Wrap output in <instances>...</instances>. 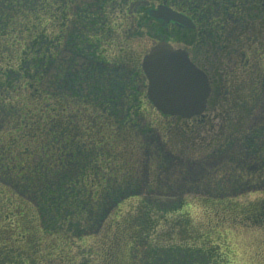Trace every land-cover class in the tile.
<instances>
[{
	"label": "trees",
	"instance_id": "16d2710c",
	"mask_svg": "<svg viewBox=\"0 0 264 264\" xmlns=\"http://www.w3.org/2000/svg\"><path fill=\"white\" fill-rule=\"evenodd\" d=\"M90 1L0 0V264H225L204 232L209 223L193 220L190 204L167 194L171 182L157 174L164 154L149 139L155 122L140 58L129 56L128 32L109 21L114 0ZM160 1L200 19L197 30L176 33L141 6L129 16L128 5L131 31L201 47L215 86L225 70L232 79L231 108L257 109L264 0ZM231 65L243 76L230 78ZM238 117L219 120L228 127L221 139L245 142ZM170 120L159 132L182 141L183 121ZM252 131L247 149L264 159V120ZM230 200L216 216L241 212Z\"/></svg>",
	"mask_w": 264,
	"mask_h": 264
},
{
	"label": "rangeland",
	"instance_id": "374dc122",
	"mask_svg": "<svg viewBox=\"0 0 264 264\" xmlns=\"http://www.w3.org/2000/svg\"><path fill=\"white\" fill-rule=\"evenodd\" d=\"M110 13L111 11H109L108 17H110ZM147 38L144 37L142 41L135 43L133 48L136 54H146L155 44L147 41ZM176 47L180 48L181 46ZM227 55L225 54L223 58L226 63L232 59ZM225 56L228 57V60ZM229 69H232V74H234L229 76L230 78L243 76L235 65H231ZM257 107L253 113H245L239 117L240 129L245 131V142L239 141L238 143L222 145L215 150V154L202 153V157L206 159L203 164H199L194 158L188 157L187 149L177 148L175 144L169 146L170 149L166 147L158 132L154 131L149 136L150 141L155 140L153 149L161 158L164 154L165 161L159 164L158 172L157 166H155L157 161L152 162V167L156 168V172L159 177H162V181L170 180L172 189L168 190L167 194L187 201L190 204L189 213L193 220L210 224H204L208 227L204 232L210 238L213 248L224 257L225 264H264V224L244 221L241 216L235 217V219L228 218V215L223 217L222 213H219L220 216H216L209 211V208L212 210L213 204H219L222 198L252 207H260V203L264 200V159L251 156L250 149L248 150V146H246L251 144V134L254 133L252 130H255L256 126L264 120V100ZM215 117L210 116V123L217 125L219 121ZM234 121H236L235 117ZM193 135L197 134L188 131L184 137L193 138ZM201 138L202 135H198L197 139L194 138L195 142L199 143ZM147 145H151L149 140ZM141 170L139 172L140 177L147 176L148 171L145 164H142ZM210 170L216 172L219 170L218 173L221 176L217 180L220 181L218 186L222 190L220 194L211 193L214 189H218L217 185H203L201 182L207 171ZM227 178H234V180L228 182ZM164 186L165 184H163Z\"/></svg>",
	"mask_w": 264,
	"mask_h": 264
},
{
	"label": "flooded vegetation",
	"instance_id": "af4514ba",
	"mask_svg": "<svg viewBox=\"0 0 264 264\" xmlns=\"http://www.w3.org/2000/svg\"><path fill=\"white\" fill-rule=\"evenodd\" d=\"M80 2L77 4H79L78 6H80V4H82V1L84 0H79ZM86 1V0H85ZM110 0H92L90 1L91 3V7L93 8H97V4L100 3H109ZM135 1H142V0H114L112 2L113 6H115L114 8H112L110 11V15L111 17H109V21L110 23H112L114 26H116V32L115 33H123V32H128L129 34V42L131 43L130 46H132V53L129 55L132 57V60L135 59L136 57L140 58V67L142 70V74L144 76L145 79V87L143 89V93L145 94L146 100L150 105V114H151V118H152V122L154 121L155 123H152V133L158 132L159 135L162 137L164 144L166 145V147L169 148V146L171 145H176L177 148L182 147L183 149H187V153L189 154L188 157L190 158H194L196 160V162H198L199 164H203L206 162V159L204 157H202V153L207 152V153H212L215 154V150L218 149V147L220 146H225L226 144H232V143H238V141L236 140H229V139H221V137H226V131L228 129V127L226 125H222L221 123H218L217 125H214L212 123H210V116H216L215 118L217 119V121H219L220 119H222V117L224 115H231V114H236L239 117L241 115H245V110L244 109H234L231 108V105L233 106V101H231L232 99V94H229L226 92L227 89H229V85L227 84H231V79L229 78H224L225 74H227V70L223 71L220 73L221 69L219 67H216L214 70L220 74L223 75V78L219 79L216 86H215V81L213 83L212 80V72H211V66L207 67V63L206 65H203V63H205V61L202 59L205 58L206 56L209 57V55H207V53L204 52V50L199 47V46H193L194 44H188L187 40H182L181 42H179L178 40H172L174 39V37L172 35H169L168 38H166L165 36H159L157 38L155 37H151V35L147 34L146 32H140V33H133L131 31V27H133V24L131 23V19L128 16H124L123 12V7H128L129 4H131V2H135ZM76 2V0H75ZM122 2V5H121ZM146 3H144V6H141V2L137 3V5L134 7L133 5H129L131 6V8L134 7V9L131 11L132 14H130L129 16L135 15L137 13L138 8L144 7L146 9V15L147 17L151 18L152 20H155L156 22H159L162 26L169 27V28H175V32L177 33V30H181V31H195L197 30L198 27V21H200V19L198 20L196 18V16H191L188 13H186L185 11H182L180 9H176L171 5H168L165 2H162L160 0H152L150 3H148L147 1H145ZM156 2V3H155ZM160 4L163 5H167L171 8H173L174 10L183 13L184 15H186L189 19H191V21L194 24V28L193 29H189L187 27L181 26L175 22H169V23H165L163 20L160 19H156L154 17H152L151 15V11L156 8V6H158ZM115 10V11H113ZM129 26V31H126L127 27ZM144 37H148L147 41L149 42H154L156 43L157 41H168L170 42L174 48H177L176 46H181L180 49L185 50L188 53V56L190 58V60L199 68L201 69L208 77L209 79V83L211 86V93L209 95V98L207 100V104H206V108L204 110V112L202 114H200L199 116H196L192 119L189 120H185L179 117H173V116H168V115H164L163 113L159 112L149 101L148 96H147V88H148V80L147 77L142 69V57L144 56V54L140 55V54H136L135 49L133 48V46H135V43H137L138 41H142L144 39ZM169 37H171L169 39ZM116 42H122L119 38H116ZM111 52L118 50L116 47H114L113 43H111ZM204 53L206 55H204ZM224 58V55L223 57ZM222 64L224 66L227 65L230 61H227V63L224 61V59H222ZM218 64H221L220 62H218ZM211 65V64H209ZM239 69V68H238ZM213 70V71H214ZM214 71V72H215ZM215 72V73H216ZM225 79V80H224ZM217 81V80H216ZM224 99L226 100V103H224ZM233 100V99H232ZM232 102V103H231ZM234 109V110H232ZM250 111V110H249ZM248 111V112H249ZM251 113V111L249 112ZM253 113V111H252ZM238 117V118H239ZM170 119H179L180 121H183V123H181L178 127L179 131H180V135L182 137V141L180 140H173V139H165L162 134L159 132L158 127H162V124L170 122ZM240 124L239 123V128H240ZM202 127V128H201ZM201 128V129H200ZM205 129V130H204ZM188 131H193L194 133H196L197 135H193L192 137H184V134H188ZM206 131L207 134L205 133ZM241 132H243V135L245 137V131L241 128L240 129V135L242 136ZM204 133V134H203ZM198 135H202V138L200 140L199 143L195 142V139H197ZM243 137V139H244ZM191 140V141H190ZM155 140H153L154 143ZM189 143L192 142V146H188L185 143ZM242 142V140L240 141ZM244 142V141H243ZM197 143V144H196ZM250 147L251 145L248 144ZM170 149V148H169ZM215 152V153H214ZM191 154V155H190ZM194 162V161H193ZM219 171V170H218ZM218 171H214V170H210L207 171L206 175L203 177V180L201 181L204 184H211V185H217L218 189H214L212 192H214L215 194H220L221 193V188L218 186V184L220 183L218 179V177L220 178V173H218ZM224 171V169H223ZM222 173V172H221ZM228 182H231L232 178H227L226 179ZM213 189V187H212ZM227 194V193H226ZM223 199V198H222ZM221 199V200H222ZM239 204V202H237ZM218 205L216 203L213 204L212 211L211 213H213L214 215H216L218 212H214L213 210L215 209V206ZM241 206V208H243L241 210V212L236 213L235 215L231 216L232 218H230V215L233 214L231 213H227L225 215V212L223 213V217H227L230 219H235V217L241 216V218L244 221H249L251 223L254 224H264V220L262 219V217L264 216V211H260L259 207H252L251 205H247V204H239ZM217 211L220 212V210L217 209ZM221 212H223V210H221ZM241 214V215H240Z\"/></svg>",
	"mask_w": 264,
	"mask_h": 264
},
{
	"label": "water",
	"instance_id": "95a60500",
	"mask_svg": "<svg viewBox=\"0 0 264 264\" xmlns=\"http://www.w3.org/2000/svg\"><path fill=\"white\" fill-rule=\"evenodd\" d=\"M151 15L166 23L194 28L191 19L167 5H158ZM142 69L148 80V99L159 112L183 119L204 112L211 93L209 79L185 50L160 41L144 56Z\"/></svg>",
	"mask_w": 264,
	"mask_h": 264
}]
</instances>
